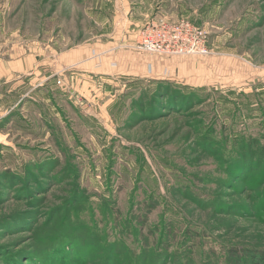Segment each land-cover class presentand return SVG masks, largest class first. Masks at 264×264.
Returning a JSON list of instances; mask_svg holds the SVG:
<instances>
[{
  "label": "rangeland",
  "instance_id": "374dc122",
  "mask_svg": "<svg viewBox=\"0 0 264 264\" xmlns=\"http://www.w3.org/2000/svg\"><path fill=\"white\" fill-rule=\"evenodd\" d=\"M183 2L207 51L156 54L165 78L88 81L94 97L47 102L22 91L0 110V264H107L124 247L249 264L264 251V0ZM83 4L11 0L33 39L55 36L57 16L71 28L73 11L84 35ZM161 85L186 104L150 107Z\"/></svg>",
  "mask_w": 264,
  "mask_h": 264
},
{
  "label": "crops",
  "instance_id": "0c3cea01",
  "mask_svg": "<svg viewBox=\"0 0 264 264\" xmlns=\"http://www.w3.org/2000/svg\"><path fill=\"white\" fill-rule=\"evenodd\" d=\"M82 1L88 33L85 28L83 35L73 11L71 28L58 21L57 16L55 36L48 35L51 28L41 26L43 35L33 39L23 25L14 23L15 10L11 0H0V110H4L16 93L22 91H27L23 97L32 98L31 95L36 93L43 97L40 101L47 102L50 100L49 90L54 89L69 99L81 92L87 98L90 94L94 97L88 90V86H92L88 81L96 84L100 79L165 78V69L171 68L168 61H162L163 58L156 54L152 58L137 51L133 45L149 21L189 17L183 0ZM147 56L153 62L147 61ZM62 78L64 85L69 87L56 86ZM81 81H84L82 91ZM11 110L13 107L7 109L5 115ZM101 113L106 119V111ZM41 117L45 119L44 114Z\"/></svg>",
  "mask_w": 264,
  "mask_h": 264
},
{
  "label": "built area",
  "instance_id": "2783aa9c",
  "mask_svg": "<svg viewBox=\"0 0 264 264\" xmlns=\"http://www.w3.org/2000/svg\"><path fill=\"white\" fill-rule=\"evenodd\" d=\"M206 32L187 19L151 20L139 34L136 49L143 53L178 57L206 52Z\"/></svg>",
  "mask_w": 264,
  "mask_h": 264
},
{
  "label": "trees",
  "instance_id": "16d2710c",
  "mask_svg": "<svg viewBox=\"0 0 264 264\" xmlns=\"http://www.w3.org/2000/svg\"><path fill=\"white\" fill-rule=\"evenodd\" d=\"M161 87H162L161 90L164 91H155L152 94V99H150V107L153 105L155 108H158L157 106H159L160 109V106L164 108L170 106H176L178 102L183 101L177 107V109L179 110L183 107L184 104H186L187 98L185 96H182L181 97L182 99L178 101L176 97L179 95V93L175 90H172V87L170 86L163 87V85H161ZM166 96L168 97V99H165V101L161 102L160 98H166ZM175 98L177 99L178 102L175 100ZM204 141L209 142V140L206 138L204 139ZM254 145L255 144L253 145L250 144V146H254ZM261 155L264 157L263 153ZM112 248L114 249L116 248V246L112 245ZM165 251L166 250H163V252ZM122 252L125 254L123 255ZM105 257L107 258L106 259L107 264H180L177 259V256L172 257L171 255H169V253H162L161 250L157 252H148V250H145L143 253H136L124 247L123 250H121L120 252L117 251L116 253H111L109 251L108 253L105 254ZM168 258H170L172 262ZM247 259H249L248 260L249 264H264V251L258 255L252 254ZM182 264H186V263H182Z\"/></svg>",
  "mask_w": 264,
  "mask_h": 264
}]
</instances>
